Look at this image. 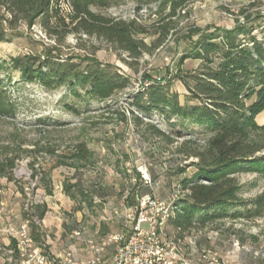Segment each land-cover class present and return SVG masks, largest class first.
Masks as SVG:
<instances>
[{"label": "rangeland", "instance_id": "obj_1", "mask_svg": "<svg viewBox=\"0 0 264 264\" xmlns=\"http://www.w3.org/2000/svg\"><path fill=\"white\" fill-rule=\"evenodd\" d=\"M84 1L96 15L141 27L145 32L139 35L144 42L143 55L133 58L104 39L76 31L78 22L72 17L57 26L55 34L45 27L42 18L33 25L21 21L9 26L11 15L0 10L8 19L4 23L7 40L0 43V89L6 91L16 107L15 116H0V159L7 152L20 157L13 181L0 180V201L4 198L18 210L17 223L5 221L16 228L28 222L35 232L36 207L45 206L48 242H54L56 247L73 244L77 249L83 248V243L69 236L78 228L86 229V238L96 239L124 231L122 220L115 212L128 201V196L151 192L136 180L134 167L148 168L158 184L157 197L166 202L172 201L176 186L196 176L195 165L199 160L185 158L178 149L184 141H195L190 134L200 130V126L189 120L173 119L175 127H171L159 118L144 117V124L136 125L131 111L142 116L136 108H131V97L150 79H166L169 91L179 95L181 105H194L196 102L187 103L188 92L177 77L200 66L198 60L183 59L191 53L200 35L244 25L253 27L254 35L264 39V0ZM253 2L256 4L251 7ZM173 9L176 10L174 17L171 16ZM39 26L52 41H40L35 37L33 28ZM161 27L170 29L169 35L166 36ZM49 51L63 59L73 57L76 63L83 65L92 59L112 65L129 77L132 84L108 101L91 99L83 92L82 98H64L67 89L46 91L37 85L25 84L20 73L11 67L13 58L44 55ZM67 103L78 112H67L64 107ZM263 119L264 112L258 116V123L263 124ZM146 124L172 133L174 143L159 137L144 138ZM179 131L184 138L177 137ZM44 177L49 179L45 185ZM236 177L245 203L240 209H253L257 198L264 195V177L253 173H240ZM60 184L63 192L56 191ZM66 184L78 185L72 189L74 198L65 193ZM98 186L101 190L94 193ZM79 189L97 196L101 203L83 202ZM187 195L185 191L178 202L184 201ZM26 205L31 209L29 212ZM2 208L0 206V214ZM193 230L202 233V249L217 252L223 261L264 264V215L253 219H223L206 225L198 223ZM191 231L181 234V238Z\"/></svg>", "mask_w": 264, "mask_h": 264}, {"label": "trees", "instance_id": "obj_2", "mask_svg": "<svg viewBox=\"0 0 264 264\" xmlns=\"http://www.w3.org/2000/svg\"><path fill=\"white\" fill-rule=\"evenodd\" d=\"M54 1L0 0V10L4 9L12 17L8 20L0 13V43L7 40L4 27L7 20L9 26L21 21L33 25L42 18L45 27L57 34L55 28L65 24V20ZM72 1L76 11L73 20L78 22L76 31L104 39L133 58L139 59L143 55L144 42L140 41L139 35L145 32L141 27L96 15L86 7L84 0ZM255 4L253 2L250 6ZM175 14L173 9L171 16ZM161 29H165L166 36L169 35L170 29ZM254 31L253 27L244 25L224 31H206L193 45L191 53L184 55L185 60L193 58L201 63L194 71L177 77L188 92L187 103L196 104L181 105L179 95L169 91L166 79H150L131 97V108H136L142 116L131 111L136 125L144 124V117L159 118L171 127H175L173 119L189 120L200 126V130L190 134L195 141H184L178 149L185 158L199 160L195 165L196 176L185 179L181 185L188 195L181 203L177 202V216L173 221L174 228L181 234L191 231L198 223L206 225L223 219H253L264 215V195L257 198L253 209H240L245 203L236 177L240 173L264 177V124L257 121L264 112V39H259ZM11 67L20 73L25 84L37 85L46 91L67 89L64 98H82L83 92L91 99L108 101L132 84L129 77L112 65L93 59L83 65L76 63L73 57L63 59L53 51L13 58ZM64 107L67 112H78L68 103ZM15 109L6 91L0 89V116H15ZM125 120L127 122L128 118ZM176 134L178 138L185 137L183 132ZM172 136V133L167 134L151 124H146L143 133L144 138L159 137L173 144ZM198 141L203 144L199 145ZM19 159L18 155L9 152L0 159V180L13 181ZM133 174L137 181H141L136 167ZM43 180L45 185L49 179L44 177ZM76 186L66 184L65 193L74 198L72 189ZM99 190L98 186L93 192L99 193ZM78 193L83 202H93L87 191L79 189ZM127 199L128 205H133L135 194ZM36 208L37 217L44 219L46 207L37 205Z\"/></svg>", "mask_w": 264, "mask_h": 264}, {"label": "built area", "instance_id": "obj_3", "mask_svg": "<svg viewBox=\"0 0 264 264\" xmlns=\"http://www.w3.org/2000/svg\"><path fill=\"white\" fill-rule=\"evenodd\" d=\"M64 20L76 15L72 0H55L53 3ZM35 37L40 41H52L41 27H34ZM142 184L150 189L147 195L136 194L133 205L126 201L116 216H119L124 231L99 239L84 238L85 228L71 232L70 239L81 241L90 256L77 258L74 247H63L56 253L50 251L49 233L46 221L34 218L36 231L28 222L16 228L9 226L6 233L15 240V244L0 246V258L5 264H230L220 259L217 252L203 250L200 245L201 232L192 229L181 238L180 230H171L176 219L178 200L185 194L181 186L173 189L170 202L160 200L156 195L158 184L152 179L147 167H138ZM63 192V186H56ZM93 202L101 200L92 195ZM128 198V197H127ZM31 209L26 205V211Z\"/></svg>", "mask_w": 264, "mask_h": 264}, {"label": "crops", "instance_id": "obj_4", "mask_svg": "<svg viewBox=\"0 0 264 264\" xmlns=\"http://www.w3.org/2000/svg\"><path fill=\"white\" fill-rule=\"evenodd\" d=\"M262 123L264 124V119L262 120ZM0 206L4 207V208H2L3 213L0 214V245L8 247V246L14 245L15 240L12 239V237L9 236L5 231L9 227V225H7L5 219H7V222H9L10 224L11 223H17L18 220L16 221V219L18 218V214H17L18 210L15 209V206L12 207V205L9 204L8 201L5 200L4 198L1 199ZM84 238H86V235L84 236ZM71 242H73V241H71ZM49 244H50L49 249L53 253H56L59 250H61V248H63V247L54 246V242H49ZM66 247H74L75 248L74 249L75 255L77 258H86V257L90 256L89 253L84 248L77 249L75 247V245H73V244L70 246H66ZM0 264H5L1 258H0Z\"/></svg>", "mask_w": 264, "mask_h": 264}]
</instances>
